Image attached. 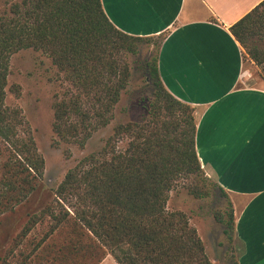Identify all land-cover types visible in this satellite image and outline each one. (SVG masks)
I'll return each instance as SVG.
<instances>
[{"label":"trees","instance_id":"obj_1","mask_svg":"<svg viewBox=\"0 0 264 264\" xmlns=\"http://www.w3.org/2000/svg\"><path fill=\"white\" fill-rule=\"evenodd\" d=\"M4 2L0 216L25 208L26 221L1 264H100L108 254L118 264H213L189 216L168 209L170 194L183 179L201 181L190 186L195 197L207 198L212 188L215 199L225 202L216 219L233 245L227 251L229 264H240L233 203L202 169L194 107L171 94L160 76L165 35L120 30L102 0ZM230 30L244 58L264 67V0ZM144 45L154 49L140 58ZM23 49L41 51L57 68L62 89L53 97V130L58 142L84 147L111 123L130 84L131 57L140 64L151 98L146 116L115 125L103 147L78 160L54 188L43 182L45 158L23 110L6 103L10 60Z\"/></svg>","mask_w":264,"mask_h":264},{"label":"crops","instance_id":"obj_2","mask_svg":"<svg viewBox=\"0 0 264 264\" xmlns=\"http://www.w3.org/2000/svg\"><path fill=\"white\" fill-rule=\"evenodd\" d=\"M261 1L102 0L120 30L165 35L160 76L194 107L201 166L233 203L240 264H264V86L247 82L230 27ZM100 264L118 263L108 254Z\"/></svg>","mask_w":264,"mask_h":264},{"label":"rangeland","instance_id":"obj_3","mask_svg":"<svg viewBox=\"0 0 264 264\" xmlns=\"http://www.w3.org/2000/svg\"><path fill=\"white\" fill-rule=\"evenodd\" d=\"M5 6L4 0H0V11H3ZM260 44L263 46V43ZM153 49V45H144L140 58L146 57ZM133 59L136 58H130L133 62L130 84L116 106L113 120L108 126L95 132L87 144L81 147L76 143L58 142L54 133L53 97L62 87L61 81L56 79L57 68L52 60L35 49H23L12 55L6 103L20 107L33 129L37 147L45 158L43 182L48 188L56 187L67 171L82 157L99 151L104 145V140L112 134L115 125L139 121L147 115L151 98L140 64ZM244 61L247 82L264 86V67L258 66L248 55ZM16 85L19 88H16ZM17 89L20 92L17 93ZM196 183L201 185L198 179H183L178 188L171 192L168 209L182 210L189 216L190 223L197 229L213 264H229L227 251L233 245L224 231L225 227L216 219V213L225 210L226 204L223 200L218 202L215 199L216 190L212 188L211 195L207 198L195 197L190 186ZM24 210L25 208H22L16 213L0 216V264L12 238L25 224Z\"/></svg>","mask_w":264,"mask_h":264}]
</instances>
